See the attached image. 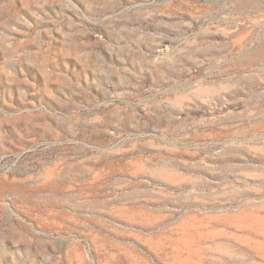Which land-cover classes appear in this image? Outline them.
<instances>
[{
	"label": "rangeland",
	"instance_id": "obj_1",
	"mask_svg": "<svg viewBox=\"0 0 264 264\" xmlns=\"http://www.w3.org/2000/svg\"><path fill=\"white\" fill-rule=\"evenodd\" d=\"M0 264H264V0H0Z\"/></svg>",
	"mask_w": 264,
	"mask_h": 264
}]
</instances>
